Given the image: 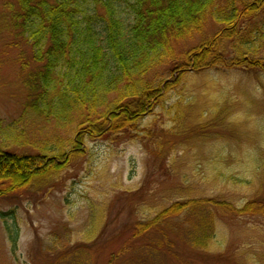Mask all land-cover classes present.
I'll return each instance as SVG.
<instances>
[{
  "label": "rangeland",
  "instance_id": "374dc122",
  "mask_svg": "<svg viewBox=\"0 0 264 264\" xmlns=\"http://www.w3.org/2000/svg\"><path fill=\"white\" fill-rule=\"evenodd\" d=\"M5 35L0 22L3 126L24 104L20 51ZM138 126L142 141L85 140L32 191L0 197V264H264L261 216L200 206L137 229L175 204L264 199V72L188 75Z\"/></svg>",
  "mask_w": 264,
  "mask_h": 264
},
{
  "label": "trees",
  "instance_id": "16d2710c",
  "mask_svg": "<svg viewBox=\"0 0 264 264\" xmlns=\"http://www.w3.org/2000/svg\"><path fill=\"white\" fill-rule=\"evenodd\" d=\"M0 5L5 46L20 51L24 91L20 117L6 126L0 122V197L32 191L66 167L75 152L80 155L85 140L142 141L148 131L140 130V120L188 75L222 67L264 72V0ZM25 45L31 51L26 59ZM220 202L175 204L137 229L147 232L200 206L264 218V199L240 209Z\"/></svg>",
  "mask_w": 264,
  "mask_h": 264
}]
</instances>
